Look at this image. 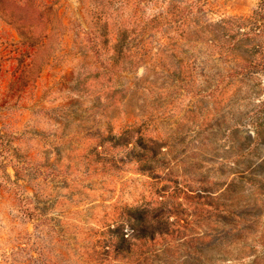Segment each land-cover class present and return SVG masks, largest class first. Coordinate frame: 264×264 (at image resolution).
Returning <instances> with one entry per match:
<instances>
[{"label": "rangeland", "instance_id": "obj_1", "mask_svg": "<svg viewBox=\"0 0 264 264\" xmlns=\"http://www.w3.org/2000/svg\"><path fill=\"white\" fill-rule=\"evenodd\" d=\"M259 2L0 0V264H264Z\"/></svg>", "mask_w": 264, "mask_h": 264}, {"label": "trees", "instance_id": "obj_2", "mask_svg": "<svg viewBox=\"0 0 264 264\" xmlns=\"http://www.w3.org/2000/svg\"><path fill=\"white\" fill-rule=\"evenodd\" d=\"M229 24L231 26H234L235 23H237L236 27L239 30L240 35L242 36H249V35H259L264 34V0H260L258 7L252 12L251 16L248 18H245L241 23H239V20H228ZM227 21L222 24V27L225 28ZM247 28V29H246ZM246 29V30H245ZM245 30V31H244ZM139 214L136 218H134L135 225L131 224V228L127 230L126 232L120 228L117 227L114 230V233H117V245L114 248L113 252L116 254L120 253H130V242L133 238L137 239H145L148 236H151L153 238L156 233H163V222H156L155 224L143 225V218ZM40 217V215H39ZM130 219V218H129ZM131 220V219H130Z\"/></svg>", "mask_w": 264, "mask_h": 264}]
</instances>
